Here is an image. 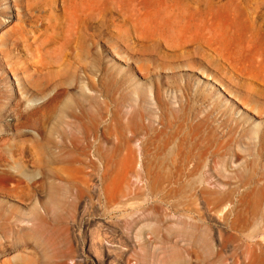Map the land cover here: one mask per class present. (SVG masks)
Here are the masks:
<instances>
[{
    "label": "rangeland",
    "instance_id": "374dc122",
    "mask_svg": "<svg viewBox=\"0 0 264 264\" xmlns=\"http://www.w3.org/2000/svg\"><path fill=\"white\" fill-rule=\"evenodd\" d=\"M263 218L264 0H0L4 258L264 264Z\"/></svg>",
    "mask_w": 264,
    "mask_h": 264
},
{
    "label": "bare ground",
    "instance_id": "6f19581e",
    "mask_svg": "<svg viewBox=\"0 0 264 264\" xmlns=\"http://www.w3.org/2000/svg\"><path fill=\"white\" fill-rule=\"evenodd\" d=\"M119 60V59H118ZM204 77V76H203ZM63 120L62 119H60L59 121H57V123H56V125H55V127H54V129L51 131V134H53V133H58V132H60L59 131V128H58V126L60 127V126H62V127H64L63 125ZM61 134V133H60ZM43 149H45L44 147H43ZM45 152L44 153H46L45 155H46V158H56V156H54L53 154H51V152H50V150L49 149H45L44 150ZM47 155H48V157H47ZM58 157V156H57ZM44 159V160H42L41 162H40V164L41 165H43V166H46V165H49L50 164V161H49V159ZM156 159V158H155ZM197 161H198V159H197ZM141 168V167H140ZM204 168V167H203ZM202 168V169H203ZM138 177V176H137ZM204 177H205V175H204ZM210 177V176H209ZM206 178V177H205ZM140 179V178H139ZM141 181V180H140ZM178 183V182H177ZM174 185V184H173ZM177 186V185H176ZM200 186H201V184H200ZM169 187V186H168ZM197 190V189H196ZM138 191V190H137ZM240 192V191H239ZM226 193V192H225ZM51 197V200H52V203L57 207V205H58V201H56V197H55V193H54V191H53V193H51V195H50ZM161 196V195H160ZM139 198V197H138ZM190 198V197H189ZM232 198V197H231ZM234 198V197H233ZM151 199V198H150ZM176 199V198H175ZM179 200V199H178ZM155 201H157V200H155ZM159 201V200H158ZM193 203H194V201H193ZM234 203V202H233ZM197 204V203H196ZM199 211V210H198ZM197 211V212H198ZM204 214V213H203ZM225 216V215H224ZM168 217V216H167ZM199 219V218H198ZM264 219V218H263ZM251 220V219H250ZM253 220V219H252ZM126 221H128V220H126ZM130 221V220H129ZM127 223H129V222H127ZM258 223V222H257ZM129 230H130V232L133 230V228H134V226H133V223H129ZM260 226H261V224H260ZM187 235V234H186ZM3 236L4 237H6L5 236V234H3ZM188 236L192 239V241H193V243L194 244H196V245H198V244H202V246L203 247H205V248H208V244H207V242L205 241V239H204V237L201 235V234H196L194 231H191V232H188ZM3 237V238H4ZM28 237L30 238V239H32L34 242H36L37 244H38V247L39 246H44V243L41 241V239H40V237L38 236V233L37 232H30L29 234H28ZM127 240V239H126ZM42 242V243H41ZM1 247V246H0ZM40 248V247H39ZM42 248V247H41ZM43 250V249H42ZM46 251V250H45ZM1 253H3V252H1ZM0 253V254H1ZM171 258V257H170ZM6 258H4V254H1V256H0V264H24L25 262V260L24 259H22V257H15L14 259H9V260H7ZM171 260V259H170ZM172 260H174V259H172ZM171 260V261H172ZM115 263V262H114ZM121 263V261L119 260V261H117V264H120ZM176 263V262H175ZM26 264V263H25ZM30 264H39L38 262H36V261H34V262H32V263H30Z\"/></svg>",
    "mask_w": 264,
    "mask_h": 264
}]
</instances>
